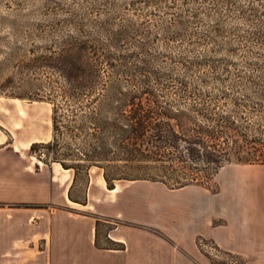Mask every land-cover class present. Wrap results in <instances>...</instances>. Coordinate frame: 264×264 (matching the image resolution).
Segmentation results:
<instances>
[{
  "label": "trees",
  "instance_id": "1",
  "mask_svg": "<svg viewBox=\"0 0 264 264\" xmlns=\"http://www.w3.org/2000/svg\"><path fill=\"white\" fill-rule=\"evenodd\" d=\"M80 1L100 3L48 6L40 19L25 22L0 62V96L52 106V139L33 143L32 156L61 164L75 178L84 174L88 182L91 169L99 168L109 190L119 181L209 189L233 161L264 166V68L251 65L243 74L207 57L230 35L250 47L264 45V10L244 11L238 0ZM200 2L212 6H196ZM24 10L16 9L19 15ZM238 11L245 29L224 19ZM174 48L185 49L174 56ZM69 198L87 205L72 189ZM97 218L96 246L125 250L124 243L99 239L103 223L112 230L121 222Z\"/></svg>",
  "mask_w": 264,
  "mask_h": 264
},
{
  "label": "crops",
  "instance_id": "2",
  "mask_svg": "<svg viewBox=\"0 0 264 264\" xmlns=\"http://www.w3.org/2000/svg\"><path fill=\"white\" fill-rule=\"evenodd\" d=\"M103 177L90 181L82 205L69 198L72 170L26 159L17 146L0 148V264H211L199 251V238L247 264H264V208L245 209L244 174L228 178L225 211L192 186L171 190L132 181L109 190ZM107 193L116 196L102 206ZM20 203L48 208L14 206ZM97 217L121 222L108 238L125 250L96 246Z\"/></svg>",
  "mask_w": 264,
  "mask_h": 264
},
{
  "label": "rangeland",
  "instance_id": "3",
  "mask_svg": "<svg viewBox=\"0 0 264 264\" xmlns=\"http://www.w3.org/2000/svg\"><path fill=\"white\" fill-rule=\"evenodd\" d=\"M114 2L125 3L132 2V0H114ZM90 3L96 4L100 2H82L80 0H0V62L5 59V52L10 51L9 48L11 44L20 40L22 31H25V22L40 19L41 14L48 6L62 5L68 8L77 5L87 6ZM234 4L239 8L243 7L244 11L252 6L259 7L262 11L264 10V0H238L237 2H234ZM200 5L209 8L212 6V3L200 2V4H196V6ZM216 6V9L219 7L223 9L220 5L219 7ZM18 7L25 9L22 15L17 13L16 9ZM35 10H38V13L34 14L33 11ZM145 11H141V14H146ZM224 16V19L231 25V27L241 26L244 29L247 27L244 20L245 14H240L239 11L230 12L226 15L224 14ZM152 18L155 20L157 17L153 16ZM262 18L264 20V15ZM208 20L209 19L207 18V23ZM243 33L245 35V32ZM230 36L232 37L227 39L223 38L219 41L221 46H223L220 47V51L211 54L208 52L209 54L206 53L208 54L207 57L229 63L230 70L236 72L241 71L243 74L253 70L250 67L251 65L253 67L258 66L259 68H264V45L256 43L250 47L249 45L251 43L248 42L246 43L248 47H245V38H239L238 35ZM226 41L234 44L231 48L235 49V51L230 49L229 46L232 45H226ZM157 47L160 48V50H164L163 46ZM184 49L185 48H174L170 52H172L174 56H180L183 54L181 52H184ZM186 55L194 58L206 57V55L203 56L204 54H200L199 52L189 53L187 51ZM201 70H203V72H209V68H202ZM3 74L4 73H2L0 69V76L2 77ZM51 139L52 106L50 104L0 96V143H2L0 148L6 147L12 149L13 146H17L22 150V154L26 159L34 157V160L37 161L38 159L31 154V145L35 142H48ZM42 163L45 164L44 162ZM51 165L52 164L48 166ZM244 167L245 170H237ZM100 174H103V171L99 168L91 169L90 180L88 182L84 174H80L78 178H75L74 173V178L70 187L74 198L78 200L88 199L90 181L93 179L94 182H97ZM234 174L245 175V209L264 208V166L261 165H243L237 163V161H233L219 171L212 183H210L209 189L200 186L190 187L198 194L201 193L210 196L211 198H208V202H212L213 205H216L219 211H225L227 199L231 196V190L227 181L228 178ZM131 182L132 181H119L118 183L121 184L120 186H123L130 185ZM160 185L161 188H166L164 185ZM115 196L116 195L113 193L110 197L107 193L103 199L105 201H102L100 204H102V206H108V200L115 198ZM190 196L191 194L183 195V197L188 199ZM2 205L4 206V204ZM14 206L17 207V204ZM83 212H86L87 214L90 213V211ZM112 223H114V221ZM217 223H220V221H217ZM111 226L112 225L107 222L100 226L99 239L104 245H109L110 243L108 241V234ZM201 239L203 238L197 240L198 248L203 259L208 260L209 263L241 264L244 261L243 258L239 256L236 258L231 257L220 247L217 249L211 241H203Z\"/></svg>",
  "mask_w": 264,
  "mask_h": 264
},
{
  "label": "bare ground",
  "instance_id": "4",
  "mask_svg": "<svg viewBox=\"0 0 264 264\" xmlns=\"http://www.w3.org/2000/svg\"><path fill=\"white\" fill-rule=\"evenodd\" d=\"M59 166L62 167L61 164H59ZM101 178H102V177H101ZM103 179H104V177H103ZM104 181H105V183H106V180H104ZM100 183H101V182H100ZM104 186H105V185H104Z\"/></svg>",
  "mask_w": 264,
  "mask_h": 264
}]
</instances>
